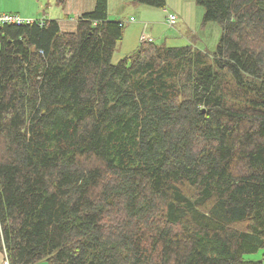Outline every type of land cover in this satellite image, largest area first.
<instances>
[{"label":"trees","instance_id":"16d2710c","mask_svg":"<svg viewBox=\"0 0 264 264\" xmlns=\"http://www.w3.org/2000/svg\"><path fill=\"white\" fill-rule=\"evenodd\" d=\"M194 2L211 53L142 41L113 64L108 0L73 32L0 25V264L264 260V0Z\"/></svg>","mask_w":264,"mask_h":264},{"label":"crops","instance_id":"0c3cea01","mask_svg":"<svg viewBox=\"0 0 264 264\" xmlns=\"http://www.w3.org/2000/svg\"><path fill=\"white\" fill-rule=\"evenodd\" d=\"M166 2L168 4V10L166 8L161 10L162 11L165 10L166 14L171 12L169 13V15L171 14L176 15L177 19L175 22V27H174L175 29L169 28L167 26L168 24L166 19L167 15L165 17L164 22L151 21L150 18L153 17V14L156 13L154 10L141 8L139 5L130 3L129 0H108V19L119 22L121 21L124 23V26L125 24L129 26L131 23L140 24L142 21H146V23H143L142 30H140L139 27H134L131 30L126 31L121 41L122 43L120 44L121 45L120 47L124 46V48L120 53L126 55L129 52L131 53V50L134 51L142 41L154 42L155 39L159 40L161 38L166 39V41L164 42L169 41L170 44H173V40H176L175 41L176 44H181L178 42L180 40L181 42H185L186 45H189L188 44L189 37L187 33L192 32L194 28L200 33L199 36H202L205 39L207 37L204 36L203 33L206 29H207V33L209 34V37L212 36L213 42L215 39H218V37L220 36L219 26L208 23L206 25H212L211 27L208 28L206 25H202L203 10L198 9L195 6L194 0H166ZM94 5H95V0H62L61 6H63L65 10L60 11V14L54 13L53 15H49V18L52 20H57L59 27L62 31L73 32L75 31L78 17L84 13L92 11ZM122 7L124 9L127 8L130 9L131 11H134L133 13H135L138 16L139 21H136L135 18L130 17V14L125 18L121 17V15L124 13L123 12L124 9L122 10ZM51 9L52 8L49 9L50 12ZM69 12L70 14H74L76 19L70 20V18L68 17ZM0 13H7V12H2L0 9ZM178 16H179V24L176 28ZM25 17L32 18L31 16H25ZM59 17L63 19H59ZM129 19H133V22H130ZM158 24L163 29V33L162 35L156 36L154 35L153 29L154 26ZM162 44L166 45L165 43ZM190 44H194V47H196L195 42H192ZM260 259L261 257H258L252 261H259ZM259 264H264V260H262Z\"/></svg>","mask_w":264,"mask_h":264},{"label":"rangeland","instance_id":"374dc122","mask_svg":"<svg viewBox=\"0 0 264 264\" xmlns=\"http://www.w3.org/2000/svg\"><path fill=\"white\" fill-rule=\"evenodd\" d=\"M61 1L62 0H60V1H58V0H0V9L2 12L20 15L22 17V19H24L26 21L29 19L41 21V20L50 19L49 15H53L54 13L60 14V11H64L65 9L63 8V6H61ZM129 1H130V3L134 4L132 2V0H129ZM194 4H195V2H194ZM56 5H57V7H56ZM139 6L141 8H147L150 10H154L156 13L153 14V17H151L150 20L155 21V22H159V21L164 22L166 15H167L166 19H168L169 13H171V12H169L168 14H166L165 10L162 11L161 9L148 7L145 5H139ZM166 6L167 7H165V8L168 10V4ZM195 6L198 9L203 10V12H204V9L201 6H198L196 4H195ZM50 8H52L51 12L49 11ZM123 9L124 8L122 7V10ZM123 12L124 13L121 15V17L125 18L130 14V17H133V18H135L136 21H139L138 16L135 13H133L134 11H131L130 9L126 8V9H124ZM131 13H133V14H131ZM25 16H31L32 18H26ZM68 17L70 18V20L76 19L75 15L70 14V12L68 13ZM59 19H63V18L59 17ZM176 19H177V17H176ZM129 21H130V19H129ZM143 23H146V21H142L140 24L139 23H131L129 26H127V24H125L123 36L127 30H131L134 27H139L140 30H142L143 29ZM178 24H179V16H178L176 28H177ZM211 24L218 26V24L215 22H211ZM167 26L169 28L175 29L174 28L175 24L173 26H169L167 24ZM206 26L209 28L212 25H206ZM64 32H72V31H64ZM153 32H154V35L159 36V35H162L163 29L158 24V25L154 26ZM199 34L200 33L195 28L192 32H188L187 33V35L189 37V43L188 44L195 42L196 47L200 50H203V51H206L209 53L215 51L220 36L218 37V39H215L213 42L212 36L209 37V34L207 33V29L203 33V35L207 37L206 39L202 36H199ZM164 41H166V39H164V38H161L159 40L155 39L154 43L159 44V45L162 43H165L166 45H168V47H179V46H183V45L185 46L186 45L185 42H181L180 40L178 42L181 43L182 45L176 44V42H175L176 40H173V44H170L169 41H167V42H164ZM121 43L122 42H120L118 44V46L116 47V50L113 53V56H112V63L113 64H117L120 60L125 58L127 55V54L124 55V54L120 53L122 51V49L124 48V46L120 47ZM131 52H132V50H131ZM229 88H230L231 94H233L234 92L236 93V95H235L237 97L236 99L242 98L243 94L241 92H238L232 86ZM261 255H262V251H259L256 254L248 255L247 260L252 261L258 257H261ZM37 264H47V263L39 262Z\"/></svg>","mask_w":264,"mask_h":264},{"label":"built area","instance_id":"2783aa9c","mask_svg":"<svg viewBox=\"0 0 264 264\" xmlns=\"http://www.w3.org/2000/svg\"><path fill=\"white\" fill-rule=\"evenodd\" d=\"M26 22H32V21L31 20L26 21L17 14L0 13V25H7V24L20 25ZM130 22H133V19H130ZM175 22H176V15L174 14L169 15L167 19V23L170 26H173Z\"/></svg>","mask_w":264,"mask_h":264}]
</instances>
